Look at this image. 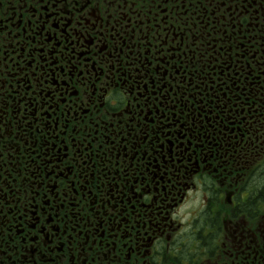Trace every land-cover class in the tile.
Here are the masks:
<instances>
[{
    "label": "flooded vegetation",
    "instance_id": "1",
    "mask_svg": "<svg viewBox=\"0 0 264 264\" xmlns=\"http://www.w3.org/2000/svg\"><path fill=\"white\" fill-rule=\"evenodd\" d=\"M0 264H264V0H0Z\"/></svg>",
    "mask_w": 264,
    "mask_h": 264
}]
</instances>
